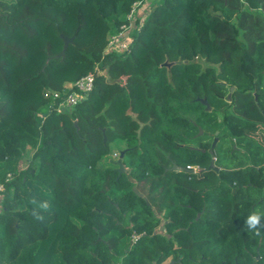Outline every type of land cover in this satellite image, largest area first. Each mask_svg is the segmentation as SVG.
<instances>
[{
    "label": "trees",
    "instance_id": "obj_1",
    "mask_svg": "<svg viewBox=\"0 0 264 264\" xmlns=\"http://www.w3.org/2000/svg\"><path fill=\"white\" fill-rule=\"evenodd\" d=\"M230 88L264 122V0H0V264H264V123Z\"/></svg>",
    "mask_w": 264,
    "mask_h": 264
},
{
    "label": "built area",
    "instance_id": "obj_2",
    "mask_svg": "<svg viewBox=\"0 0 264 264\" xmlns=\"http://www.w3.org/2000/svg\"><path fill=\"white\" fill-rule=\"evenodd\" d=\"M142 5L141 1L135 2L131 8V11L126 16L127 24L121 27L120 32L117 35H114L110 38L106 52L114 51V52H124L129 48V44L124 40L126 32L131 28L132 22L136 17V11ZM140 28V26H139ZM138 28V29H139ZM97 74H101V72L96 69L94 72H90L80 79H78L75 83L66 87L63 91H46L45 99L47 101V113H62L64 110L69 109L79 102L85 100L88 95L93 90L95 78ZM41 118H43L41 116ZM115 159L118 160V153H114L113 155ZM125 170V168H124ZM11 180V176H7V181ZM5 189L2 185H0V192H3ZM135 237H133L132 241H134Z\"/></svg>",
    "mask_w": 264,
    "mask_h": 264
},
{
    "label": "rangeland",
    "instance_id": "obj_3",
    "mask_svg": "<svg viewBox=\"0 0 264 264\" xmlns=\"http://www.w3.org/2000/svg\"><path fill=\"white\" fill-rule=\"evenodd\" d=\"M156 1H158V0H156ZM233 95H235L236 99L232 102V106H233V110H234V112L236 114H238L240 116H243V117H250L251 119H255L258 122H263L262 119H260V118L257 119L253 115H251V116L248 115L244 110L242 111L241 110L242 108H239V107L242 106V103H241L242 101L240 99V96H238L236 93H234V89H230L229 93H228V98L231 99ZM255 138L258 139V140L263 139V141H264V137H263V135L261 133L255 135ZM115 150H117V149H113L111 151V154L108 157L104 158V161H107V160H111V161H114V162L117 161V159H115V157L113 156L114 153H116ZM32 152H33V150H31V149H27L26 150V152L24 154V157H23L24 158L23 159L24 160V164L28 161V159L31 156Z\"/></svg>",
    "mask_w": 264,
    "mask_h": 264
},
{
    "label": "water",
    "instance_id": "obj_4",
    "mask_svg": "<svg viewBox=\"0 0 264 264\" xmlns=\"http://www.w3.org/2000/svg\"><path fill=\"white\" fill-rule=\"evenodd\" d=\"M61 38H62V40H63L64 45H63L62 52L59 54V57H63L64 52H65L67 46L72 42V39H68V38H66V37H64V36H62ZM230 89H233V88H230ZM199 102H200L202 105H204V106L206 107L207 110H210V107H209V105H208V103H207V100H206L205 98L200 99ZM216 143H217V138L215 137L214 140H213V142H212V144H211V146H210V149H209V153H210L211 155H213V151H214V148H215V146H216ZM121 157H122V153L120 154V158H119V160L116 162V164H117V166H118V167H117V171H118V174H119V175H121V174L125 171V170H124V167L121 165V162H120ZM209 168L216 169V168L214 167V160H212V161L210 162ZM171 169H172V170H175V171L183 170V169L177 167L176 165H173ZM216 170H217V169H216ZM134 192L137 193V191H135V190H134ZM138 195H139V194H138ZM139 196H140V195H139Z\"/></svg>",
    "mask_w": 264,
    "mask_h": 264
},
{
    "label": "clouds",
    "instance_id": "obj_5",
    "mask_svg": "<svg viewBox=\"0 0 264 264\" xmlns=\"http://www.w3.org/2000/svg\"><path fill=\"white\" fill-rule=\"evenodd\" d=\"M45 208L48 207L47 204L44 205ZM261 217L260 215L253 213L249 215L245 221L246 227H248L250 230L257 229L260 224Z\"/></svg>",
    "mask_w": 264,
    "mask_h": 264
},
{
    "label": "crops",
    "instance_id": "obj_6",
    "mask_svg": "<svg viewBox=\"0 0 264 264\" xmlns=\"http://www.w3.org/2000/svg\"><path fill=\"white\" fill-rule=\"evenodd\" d=\"M149 1H153V0H149ZM140 9V10H139ZM143 10H144V5L143 6H141L140 8H138V10L136 11V17L134 18V21L132 22L133 24H132V26H131V28H133L134 26V22H135V20H136V18L137 19H139L140 20V22H142L143 21ZM140 12H141V14H140ZM259 123H261V124H263L264 122H259ZM261 134L263 135V137H264V127H262V129H261ZM257 135V134H256ZM254 138H255V136H254ZM256 139V138H255ZM258 140V139H257ZM263 146H264V141H263V139H260V140H258ZM120 147H122V144H120ZM113 149H116V147H113ZM112 149V150H113ZM116 152H117V150H115Z\"/></svg>",
    "mask_w": 264,
    "mask_h": 264
}]
</instances>
